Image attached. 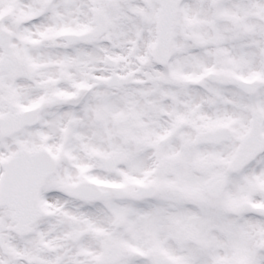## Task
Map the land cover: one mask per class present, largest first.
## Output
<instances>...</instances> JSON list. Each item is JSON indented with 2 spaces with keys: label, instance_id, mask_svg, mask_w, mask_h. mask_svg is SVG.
<instances>
[{
  "label": "snow or ice",
  "instance_id": "6c2138e0",
  "mask_svg": "<svg viewBox=\"0 0 264 264\" xmlns=\"http://www.w3.org/2000/svg\"><path fill=\"white\" fill-rule=\"evenodd\" d=\"M0 264H264V0H0Z\"/></svg>",
  "mask_w": 264,
  "mask_h": 264
}]
</instances>
